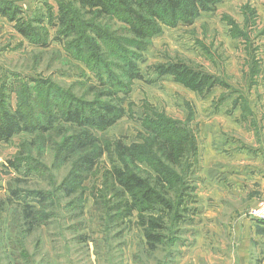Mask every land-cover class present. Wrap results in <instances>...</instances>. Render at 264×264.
<instances>
[{
	"label": "rangeland",
	"instance_id": "rangeland-1",
	"mask_svg": "<svg viewBox=\"0 0 264 264\" xmlns=\"http://www.w3.org/2000/svg\"><path fill=\"white\" fill-rule=\"evenodd\" d=\"M7 1L19 8V19H44L50 46L32 45L17 30L18 21L0 16V89L41 77L92 100L94 92L88 90L98 82L82 62L68 59L63 42L55 39L59 0ZM113 21L124 28L121 20ZM140 55L143 79L135 80L118 103L124 104L126 115L96 134L142 144L148 119L161 116L195 141L197 150L186 155L180 171L186 183L174 197L183 200L181 217H163L164 243L149 249L137 212L124 220L115 215L118 198L102 193L105 172L113 164L110 154L100 157L88 173L78 189L84 190L83 196L77 191L65 197L56 188L71 167L53 168L50 145L43 157L32 155L55 178L45 179L47 171L28 176L24 167H8L9 159L24 149V140L32 137L22 133L0 143V264H264V234L248 213L264 200V188L250 179L264 172V0H224L191 25H163ZM171 62H185L219 78L220 84L202 95L172 75L160 76L156 66ZM141 165L155 174L148 163ZM15 189L23 195L28 190L51 195L45 204L49 219L30 233L18 221L19 201L10 200Z\"/></svg>",
	"mask_w": 264,
	"mask_h": 264
},
{
	"label": "trees",
	"instance_id": "trees-1",
	"mask_svg": "<svg viewBox=\"0 0 264 264\" xmlns=\"http://www.w3.org/2000/svg\"><path fill=\"white\" fill-rule=\"evenodd\" d=\"M222 1L59 0L57 22L53 24L58 25L55 39L63 42L68 59L80 61L90 70L98 85L88 90L94 92L92 100L77 97L51 79L41 77L2 86L0 143L22 133L32 136L24 140V149L9 159L8 167L16 171L24 167L28 176L32 173L43 176L47 171L49 176L45 179L55 178L51 168L32 155L43 157L50 145L55 152V170L70 164L67 176L56 190L71 197L79 191L99 158L110 154L113 164L105 172L102 193L118 198L115 215L123 220L138 213L147 245L151 251L156 250L166 237L163 217L167 213L181 217L183 200L176 202L174 197L186 183L180 171L189 157L186 155L196 152L195 141L161 116L157 120L148 119L145 125L148 136L142 144H127L123 139L112 141L96 132H105L126 115L124 104H118L120 96L132 91L135 80L143 79L138 61L152 36L160 33L163 25H191L202 12L215 10ZM19 11L14 3L0 0V16L18 21L17 30L32 45L49 47L50 32L43 26L44 19H19ZM114 18L124 22V28L116 27ZM127 33L130 36L125 38ZM156 71L160 76L172 75L175 81L202 95L220 84L219 78L197 71L185 62L159 64ZM82 73L87 76L85 69ZM117 160L120 165L115 163ZM142 163H148L155 174L143 168ZM17 181L22 182L19 178ZM79 192L84 195L83 189ZM11 193L10 200L19 201L15 211L18 221L28 233L49 219L45 213L49 192L28 190L23 195L20 189H15ZM40 207L43 209L39 210ZM157 212L160 216H155ZM257 224L264 234V221L258 220Z\"/></svg>",
	"mask_w": 264,
	"mask_h": 264
},
{
	"label": "built area",
	"instance_id": "built-area-1",
	"mask_svg": "<svg viewBox=\"0 0 264 264\" xmlns=\"http://www.w3.org/2000/svg\"><path fill=\"white\" fill-rule=\"evenodd\" d=\"M248 213L255 220L264 221V200H260L256 206L249 210Z\"/></svg>",
	"mask_w": 264,
	"mask_h": 264
},
{
	"label": "crops",
	"instance_id": "crops-1",
	"mask_svg": "<svg viewBox=\"0 0 264 264\" xmlns=\"http://www.w3.org/2000/svg\"><path fill=\"white\" fill-rule=\"evenodd\" d=\"M243 156H246L247 157V155L246 154H242ZM235 155L233 154L232 155V157H230L231 159L234 157ZM260 176L259 177H256L255 179H253L252 177L250 178L251 180H254V181H259V183H260V188H262V190H263V188H264V172L263 173H261V174H259ZM230 183H233V182H230ZM238 183V182H237ZM249 185H251V184H249Z\"/></svg>",
	"mask_w": 264,
	"mask_h": 264
}]
</instances>
